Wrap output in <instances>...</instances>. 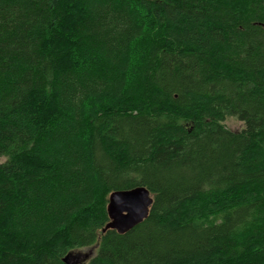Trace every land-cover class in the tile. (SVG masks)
Wrapping results in <instances>:
<instances>
[{"label": "trees", "instance_id": "16d2710c", "mask_svg": "<svg viewBox=\"0 0 264 264\" xmlns=\"http://www.w3.org/2000/svg\"><path fill=\"white\" fill-rule=\"evenodd\" d=\"M0 158V264H264V0H0Z\"/></svg>", "mask_w": 264, "mask_h": 264}, {"label": "water", "instance_id": "95a60500", "mask_svg": "<svg viewBox=\"0 0 264 264\" xmlns=\"http://www.w3.org/2000/svg\"><path fill=\"white\" fill-rule=\"evenodd\" d=\"M152 204L153 198L144 187L112 193L108 205L110 222L103 229V233L108 230H116L120 234L131 231L148 218ZM74 254L69 253L64 262L79 264L81 256Z\"/></svg>", "mask_w": 264, "mask_h": 264}, {"label": "rangeland", "instance_id": "374dc122", "mask_svg": "<svg viewBox=\"0 0 264 264\" xmlns=\"http://www.w3.org/2000/svg\"><path fill=\"white\" fill-rule=\"evenodd\" d=\"M228 129L238 132L241 131L244 128V124L237 120L236 118H228L225 122ZM4 159L0 158V162H3ZM96 251V247L84 249L81 251L74 252V255L81 256V260L79 264H87V262L94 256Z\"/></svg>", "mask_w": 264, "mask_h": 264}]
</instances>
